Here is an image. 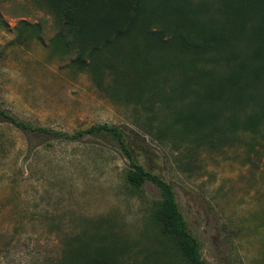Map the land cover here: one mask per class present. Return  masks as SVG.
I'll return each instance as SVG.
<instances>
[{
	"label": "rangeland",
	"instance_id": "rangeland-1",
	"mask_svg": "<svg viewBox=\"0 0 264 264\" xmlns=\"http://www.w3.org/2000/svg\"><path fill=\"white\" fill-rule=\"evenodd\" d=\"M65 33L34 0H0V108L69 135L119 127L138 164L171 185L201 260L264 264V124L200 144L154 89H142L135 65L116 54L79 59ZM128 167L113 141L27 136L1 122L0 251L12 249L0 264H56L83 248L115 264H142L149 251L156 264H174L149 223L159 190L133 189Z\"/></svg>",
	"mask_w": 264,
	"mask_h": 264
},
{
	"label": "trees",
	"instance_id": "trees-1",
	"mask_svg": "<svg viewBox=\"0 0 264 264\" xmlns=\"http://www.w3.org/2000/svg\"><path fill=\"white\" fill-rule=\"evenodd\" d=\"M34 3L65 28V39L77 58L94 62L116 54L119 64L135 65L142 89H154L153 95L160 98L163 108L172 107L173 124L194 133L200 144H212L218 132H255L264 124V0ZM114 82L122 84L116 77ZM165 85H169L168 93H164ZM247 110L250 112L241 116ZM1 122L27 136L76 141L90 135L103 143L115 142L129 160L127 184L139 190L151 183L159 190V198L150 204L149 223L165 254L174 264H208L198 255L197 240L187 229L171 185L138 164L137 150L130 149L131 143L119 127L94 125L69 135L33 126L0 108ZM219 122L220 126L214 125ZM11 249L10 243L4 245L0 262L7 259ZM150 255L149 251L142 264H156L157 259H149ZM116 259L83 248L68 253L56 264H115Z\"/></svg>",
	"mask_w": 264,
	"mask_h": 264
}]
</instances>
